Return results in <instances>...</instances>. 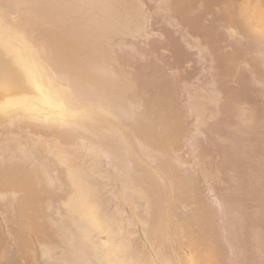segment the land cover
I'll return each instance as SVG.
<instances>
[{"label":"rangeland","instance_id":"1","mask_svg":"<svg viewBox=\"0 0 264 264\" xmlns=\"http://www.w3.org/2000/svg\"><path fill=\"white\" fill-rule=\"evenodd\" d=\"M0 8L25 54L67 39L71 111L0 114L2 264H264V0Z\"/></svg>","mask_w":264,"mask_h":264},{"label":"bare ground","instance_id":"2","mask_svg":"<svg viewBox=\"0 0 264 264\" xmlns=\"http://www.w3.org/2000/svg\"><path fill=\"white\" fill-rule=\"evenodd\" d=\"M17 20L19 19L17 18ZM1 29L2 23L0 22V30ZM32 34L34 35V33ZM40 39H42L39 42L41 45L45 38ZM17 42H15V39L13 41L9 38L7 33L0 32V114L7 116L20 115L24 117L42 116V114H45L50 119L60 123L70 121L71 119L67 120L71 114L70 106L66 103L65 107L62 109L60 108V105L65 102V97L57 91L58 85L51 74L52 72L56 73L55 67H53L51 63L53 60L61 58L59 48L62 49V42H67V39H58L56 37L50 40V44L48 45L50 48L44 46L45 48L42 50L41 56H37L31 51L25 54L27 53L26 49L21 46V44L18 45L19 43ZM68 56L71 57V54H68ZM49 83L53 84V90L45 88L46 84ZM68 85L70 89L74 91L71 82L68 83ZM31 104H34L33 109L28 111L19 110L20 107L30 106ZM34 118H37V116ZM0 264H2V262H0Z\"/></svg>","mask_w":264,"mask_h":264}]
</instances>
